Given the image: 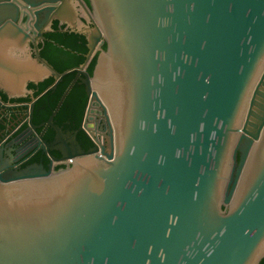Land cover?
Masks as SVG:
<instances>
[{
  "label": "water",
  "instance_id": "water-1",
  "mask_svg": "<svg viewBox=\"0 0 264 264\" xmlns=\"http://www.w3.org/2000/svg\"><path fill=\"white\" fill-rule=\"evenodd\" d=\"M55 2L0 0L8 95L58 78L31 47ZM89 2L105 142L0 175V264H258L264 0Z\"/></svg>",
  "mask_w": 264,
  "mask_h": 264
},
{
  "label": "flooded vegetation",
  "instance_id": "flooded-vegetation-1",
  "mask_svg": "<svg viewBox=\"0 0 264 264\" xmlns=\"http://www.w3.org/2000/svg\"><path fill=\"white\" fill-rule=\"evenodd\" d=\"M43 8L49 17L33 20L32 27L39 28L31 47L58 78L27 82L19 96L0 87V175L32 165L58 170L70 165L76 151L92 149L96 139L105 142L106 123L84 83L99 53L98 44L90 49L95 35L90 2L62 0Z\"/></svg>",
  "mask_w": 264,
  "mask_h": 264
},
{
  "label": "trees",
  "instance_id": "trees-1",
  "mask_svg": "<svg viewBox=\"0 0 264 264\" xmlns=\"http://www.w3.org/2000/svg\"><path fill=\"white\" fill-rule=\"evenodd\" d=\"M94 64H95V60H93L92 63L90 64V66H89V68H90V72H91V70L93 69Z\"/></svg>",
  "mask_w": 264,
  "mask_h": 264
}]
</instances>
